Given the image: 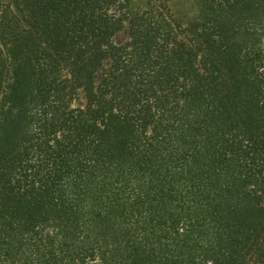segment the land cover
<instances>
[{
    "label": "trees",
    "instance_id": "obj_1",
    "mask_svg": "<svg viewBox=\"0 0 264 264\" xmlns=\"http://www.w3.org/2000/svg\"><path fill=\"white\" fill-rule=\"evenodd\" d=\"M194 1L0 0V264H264V0Z\"/></svg>",
    "mask_w": 264,
    "mask_h": 264
},
{
    "label": "rangeland",
    "instance_id": "obj_2",
    "mask_svg": "<svg viewBox=\"0 0 264 264\" xmlns=\"http://www.w3.org/2000/svg\"><path fill=\"white\" fill-rule=\"evenodd\" d=\"M148 0H141V5H146ZM161 5L166 7L183 25H190L199 17L201 7L197 5V1L193 0H159ZM137 6V2H134Z\"/></svg>",
    "mask_w": 264,
    "mask_h": 264
}]
</instances>
